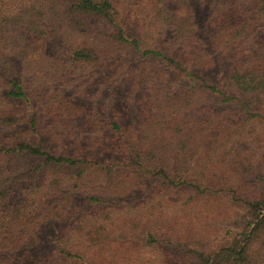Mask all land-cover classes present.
<instances>
[{
  "label": "trees",
  "instance_id": "obj_1",
  "mask_svg": "<svg viewBox=\"0 0 264 264\" xmlns=\"http://www.w3.org/2000/svg\"><path fill=\"white\" fill-rule=\"evenodd\" d=\"M109 242L264 264V0H0V264Z\"/></svg>",
  "mask_w": 264,
  "mask_h": 264
},
{
  "label": "rangeland",
  "instance_id": "obj_2",
  "mask_svg": "<svg viewBox=\"0 0 264 264\" xmlns=\"http://www.w3.org/2000/svg\"><path fill=\"white\" fill-rule=\"evenodd\" d=\"M260 146L261 144L258 143L250 144V147L256 150H258ZM105 213H106L105 211L102 212V225L107 224L104 216ZM126 217L127 215L125 213L112 216V222L110 224L114 222L118 223L120 227H122V231H123V223L126 221ZM122 238L123 237H120V240ZM112 246L114 245L109 242V244H106V247L104 248V254H106L104 260L106 261L107 264H129L130 261L134 263L135 261L138 260L139 252H137L136 250H125L115 246L113 248ZM212 246L213 245L210 242L209 247Z\"/></svg>",
  "mask_w": 264,
  "mask_h": 264
}]
</instances>
